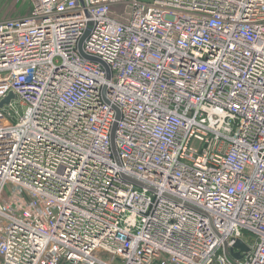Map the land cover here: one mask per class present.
I'll return each instance as SVG.
<instances>
[{"label":"built area","instance_id":"obj_1","mask_svg":"<svg viewBox=\"0 0 264 264\" xmlns=\"http://www.w3.org/2000/svg\"><path fill=\"white\" fill-rule=\"evenodd\" d=\"M15 1L0 264H264V0Z\"/></svg>","mask_w":264,"mask_h":264},{"label":"rangeland","instance_id":"obj_2","mask_svg":"<svg viewBox=\"0 0 264 264\" xmlns=\"http://www.w3.org/2000/svg\"><path fill=\"white\" fill-rule=\"evenodd\" d=\"M27 7H30L29 2L16 4L15 0H0V21L19 16Z\"/></svg>","mask_w":264,"mask_h":264},{"label":"water","instance_id":"obj_3","mask_svg":"<svg viewBox=\"0 0 264 264\" xmlns=\"http://www.w3.org/2000/svg\"><path fill=\"white\" fill-rule=\"evenodd\" d=\"M85 37H86V35H84L83 38H82L81 41H80V51H81V53H82L86 58H88V59H90V60H94V61H98V62L103 63L100 59L95 58V57L87 56V55L83 52V50H82V44H83V41H84ZM10 99H11V96H9L7 99L3 100V101L1 102V104H0V106H3L4 104L9 103V102H10ZM115 128H116V125L114 126V130H115ZM114 130H113L112 138L114 137ZM135 183L138 184V185H142L141 183H139V182H137V181H135ZM240 245H242V244L240 243ZM244 248H245V247H244Z\"/></svg>","mask_w":264,"mask_h":264},{"label":"crops","instance_id":"obj_4","mask_svg":"<svg viewBox=\"0 0 264 264\" xmlns=\"http://www.w3.org/2000/svg\"><path fill=\"white\" fill-rule=\"evenodd\" d=\"M12 2V1H11ZM24 13V12H23Z\"/></svg>","mask_w":264,"mask_h":264}]
</instances>
